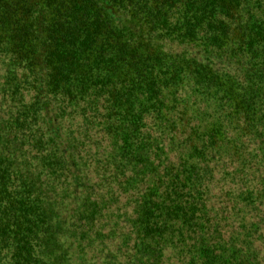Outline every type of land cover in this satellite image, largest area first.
Masks as SVG:
<instances>
[{
  "label": "trees",
  "instance_id": "16d2710c",
  "mask_svg": "<svg viewBox=\"0 0 264 264\" xmlns=\"http://www.w3.org/2000/svg\"><path fill=\"white\" fill-rule=\"evenodd\" d=\"M0 264H264V0H0Z\"/></svg>",
  "mask_w": 264,
  "mask_h": 264
}]
</instances>
